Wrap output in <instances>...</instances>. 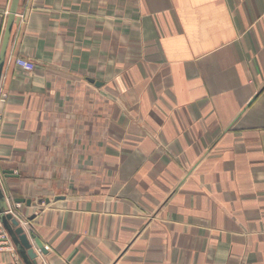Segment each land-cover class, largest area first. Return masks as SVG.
I'll return each mask as SVG.
<instances>
[{"label": "crops", "instance_id": "1", "mask_svg": "<svg viewBox=\"0 0 264 264\" xmlns=\"http://www.w3.org/2000/svg\"><path fill=\"white\" fill-rule=\"evenodd\" d=\"M16 17L0 181L31 201L38 264H264V0H19Z\"/></svg>", "mask_w": 264, "mask_h": 264}, {"label": "water", "instance_id": "2", "mask_svg": "<svg viewBox=\"0 0 264 264\" xmlns=\"http://www.w3.org/2000/svg\"><path fill=\"white\" fill-rule=\"evenodd\" d=\"M19 0H12V4L9 10L8 20L4 32V37L2 40L1 48H0V78L2 74V69L5 62V54L6 49L10 37L11 27L15 21H17V17L15 15L17 13ZM2 173V172H0ZM60 197H57V199ZM9 197H6L3 188L0 184V221L3 227L8 232L15 248L18 256L22 260L24 264H38L37 262V253L35 249H39L41 253H45V249L35 234H29L26 228L21 224L19 219L15 217L12 213L8 212V201ZM15 204L16 203H26L27 205L31 204L30 199L18 198L15 197L11 199ZM49 199H45L44 203H49ZM14 212H18L17 209L13 208ZM34 216L27 218V221H30Z\"/></svg>", "mask_w": 264, "mask_h": 264}, {"label": "built area", "instance_id": "3", "mask_svg": "<svg viewBox=\"0 0 264 264\" xmlns=\"http://www.w3.org/2000/svg\"><path fill=\"white\" fill-rule=\"evenodd\" d=\"M21 16H22V14L19 15L20 19H21ZM14 62L17 66L21 67L24 71H27V72H31L35 68V63L32 60L25 58V57H15ZM6 99H7L6 93L1 92L0 93V105L5 104ZM2 122H3V111L0 110V128H1ZM0 184H1V181H0ZM1 187H2V185H1ZM6 197H8V196L6 195ZM7 201H8L7 202L8 203V212L12 213L15 217H17L19 219V221L21 222V224L28 231L29 222L27 221V219H25L21 213L16 212V211L14 212V210H13V208L18 209V207L20 206V203H16V204L13 203V205H12V204H10L9 199H7ZM39 204L44 205L46 203H44V200H41L39 202ZM37 250L40 252L39 249H37ZM35 251H36V249H35ZM0 252H8L14 256L17 255L16 248H15L8 232L3 227L1 221H0Z\"/></svg>", "mask_w": 264, "mask_h": 264}, {"label": "rangeland", "instance_id": "4", "mask_svg": "<svg viewBox=\"0 0 264 264\" xmlns=\"http://www.w3.org/2000/svg\"><path fill=\"white\" fill-rule=\"evenodd\" d=\"M39 205V204H38Z\"/></svg>", "mask_w": 264, "mask_h": 264}]
</instances>
